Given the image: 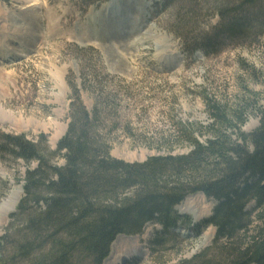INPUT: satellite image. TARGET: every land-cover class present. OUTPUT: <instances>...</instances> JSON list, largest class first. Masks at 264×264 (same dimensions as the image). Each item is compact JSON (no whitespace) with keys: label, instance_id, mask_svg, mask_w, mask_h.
Instances as JSON below:
<instances>
[{"label":"rangeland","instance_id":"obj_1","mask_svg":"<svg viewBox=\"0 0 264 264\" xmlns=\"http://www.w3.org/2000/svg\"><path fill=\"white\" fill-rule=\"evenodd\" d=\"M111 1L0 0V135L35 143L43 136L52 156L79 103L91 114L98 110L93 134L108 142L113 158L143 163L189 154V130L206 142L211 135H201L200 126L213 121L211 102L228 112L241 108L244 134L259 127L264 0H118L108 16H94ZM52 163L65 160L60 155ZM29 166L37 162L0 155V264H23L11 216ZM19 190L5 221L2 203ZM186 203L194 213L179 211ZM216 205L201 193L189 195L174 208L171 229L156 221L142 235L119 236L104 264H180L204 254L216 236L206 223ZM201 210L209 216L196 222Z\"/></svg>","mask_w":264,"mask_h":264},{"label":"trees","instance_id":"obj_2","mask_svg":"<svg viewBox=\"0 0 264 264\" xmlns=\"http://www.w3.org/2000/svg\"><path fill=\"white\" fill-rule=\"evenodd\" d=\"M208 108L213 121L200 126L201 135H211L206 142L189 130V154L143 163L113 158L108 142L93 134L98 110L91 114L79 103L52 156L43 136L35 143L0 135V155L37 162L11 216L20 228L13 243L20 263L104 264L120 235H142L156 221L171 229L174 208L201 193L217 203L206 222L216 236L204 254L180 264H264V112L259 127L244 134L241 108L228 112L212 102ZM60 155L65 165L53 164Z\"/></svg>","mask_w":264,"mask_h":264},{"label":"bare ground","instance_id":"obj_3","mask_svg":"<svg viewBox=\"0 0 264 264\" xmlns=\"http://www.w3.org/2000/svg\"><path fill=\"white\" fill-rule=\"evenodd\" d=\"M118 3H119V1L118 0H112L111 2H109V3H106L105 5H104V8L102 9V15H100V13L99 14H96V15H94L95 17H99V16H101V17H106V16H108L109 14H110V11H111V9H113L114 7H116V5H118ZM1 52V51H0ZM3 52V51H2ZM9 52V51H8ZM7 52V50H5V52H3L2 53V55L3 56H5L6 57V54L8 53ZM164 62H165V60L163 59L162 61H161V66L160 67H164ZM163 64V65H162ZM0 122L2 123L3 122V120L0 118ZM20 195H21V191L19 190V191H14L12 194H11V196H9L5 201H3V203H2V206H1V212H2V215L4 216H1V217H3L4 219L3 220H5V221H7L8 220V216H9V214L11 213V212H13L14 210H15V208H16V206H17V204L19 203V200H20ZM192 207H194L193 206V204H190V203H186V204H184V206L183 207H181V208H179V211H181V213H189V212H192V213H194L195 211H194V209H192ZM201 212H203L202 213V215H201V213H200V215H195V220H196V222H199L200 220H201V218H203V217H208L209 216V214H208V212H206V210H201ZM120 240L121 239H119L117 242H116V244H120ZM134 243H135V241L134 240H132ZM123 242V241H122ZM127 242L128 241H126V244H127ZM129 243L130 242H128V244L127 245H129ZM204 245V244H203ZM136 253H138L137 251H134L133 252V255H136ZM120 255H118V258H117V260L119 261H121L122 259L119 257ZM111 264H119L118 262H113V263H111Z\"/></svg>","mask_w":264,"mask_h":264}]
</instances>
